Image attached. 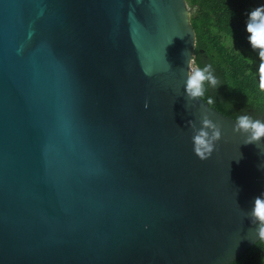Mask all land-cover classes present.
<instances>
[{
	"label": "water",
	"instance_id": "water-1",
	"mask_svg": "<svg viewBox=\"0 0 264 264\" xmlns=\"http://www.w3.org/2000/svg\"><path fill=\"white\" fill-rule=\"evenodd\" d=\"M196 39L187 0H0V264H229L258 241L264 142L186 100Z\"/></svg>",
	"mask_w": 264,
	"mask_h": 264
},
{
	"label": "trees",
	"instance_id": "trees-1",
	"mask_svg": "<svg viewBox=\"0 0 264 264\" xmlns=\"http://www.w3.org/2000/svg\"><path fill=\"white\" fill-rule=\"evenodd\" d=\"M197 39L193 65L211 64L220 81L206 97L224 114L247 112L264 119V90L259 87L260 63L245 31L247 13L264 0H187ZM207 101V100H206ZM229 264H264V242L256 241Z\"/></svg>",
	"mask_w": 264,
	"mask_h": 264
},
{
	"label": "clouds",
	"instance_id": "clouds-1",
	"mask_svg": "<svg viewBox=\"0 0 264 264\" xmlns=\"http://www.w3.org/2000/svg\"><path fill=\"white\" fill-rule=\"evenodd\" d=\"M245 31L248 33L247 39L251 47L258 50L259 87L264 90V4L248 11ZM183 77V93L187 101L205 98L209 87L215 89L220 86L211 64L193 65L188 71L183 72ZM206 100L208 105L214 104L213 97L208 96ZM190 129L192 150L195 155L201 160L211 157L222 136L221 126L209 119L206 114H201L198 117V125L192 121ZM233 130L243 137L245 144L264 142V119L254 118L247 112L235 116ZM250 217L251 223L257 225L253 229L255 238L264 242V191L253 198Z\"/></svg>",
	"mask_w": 264,
	"mask_h": 264
}]
</instances>
